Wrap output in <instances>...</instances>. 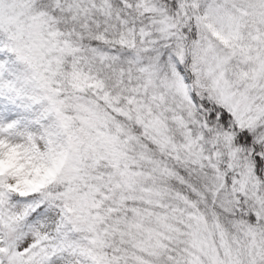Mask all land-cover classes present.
Returning a JSON list of instances; mask_svg holds the SVG:
<instances>
[{"label": "snow or ice", "instance_id": "obj_1", "mask_svg": "<svg viewBox=\"0 0 264 264\" xmlns=\"http://www.w3.org/2000/svg\"><path fill=\"white\" fill-rule=\"evenodd\" d=\"M0 264H264V0H0Z\"/></svg>", "mask_w": 264, "mask_h": 264}]
</instances>
